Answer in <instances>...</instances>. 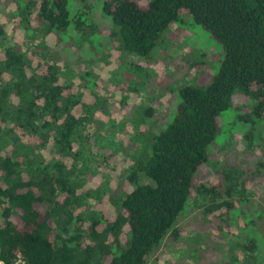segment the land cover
<instances>
[{
    "label": "trees",
    "instance_id": "1",
    "mask_svg": "<svg viewBox=\"0 0 264 264\" xmlns=\"http://www.w3.org/2000/svg\"><path fill=\"white\" fill-rule=\"evenodd\" d=\"M70 5V0H11L24 43L11 39L0 21V262L14 264L20 255L25 264H147L165 238H180L176 224L192 197L203 215L217 219L218 234L227 235L237 217L246 215L241 205L234 207L237 197L247 200L246 189L238 168L210 161L222 115L235 111V99L248 97L251 104L238 117L241 122L252 127L264 122V0L103 3V14L129 54L149 56L182 13L223 52L210 84L179 91L172 121L150 137L151 144L141 130L132 137L140 150L116 188L99 172L110 143L88 132L96 104L82 103L89 90L85 73L79 71L72 83L70 66L76 63L52 56L58 44L77 42L81 51L93 46L88 36L95 28L87 13ZM50 37L56 38L52 46ZM35 39L37 44L24 49ZM90 75L94 81L97 71ZM76 82L84 89L76 91ZM78 106L82 117L74 114ZM208 168L220 177L216 184L202 182ZM89 174L106 176L94 187ZM105 198L107 212L96 208ZM256 213L264 220V207ZM243 220L239 233L258 222ZM231 244L242 254L231 253L224 264H263L255 239Z\"/></svg>",
    "mask_w": 264,
    "mask_h": 264
},
{
    "label": "rangeland",
    "instance_id": "2",
    "mask_svg": "<svg viewBox=\"0 0 264 264\" xmlns=\"http://www.w3.org/2000/svg\"><path fill=\"white\" fill-rule=\"evenodd\" d=\"M107 1L111 0H88L86 5H80L70 0L71 8L74 7V11L84 10L87 23L95 28L92 36H88L93 46L85 44L82 52L77 42L58 44L52 49L55 51L52 56L67 58L65 64L76 63L70 66L72 83L79 80L76 77L79 71L80 74L85 73L83 81L89 90L82 93V103L96 104L89 116L92 122L88 132L93 135L95 130L101 134L103 143H110L108 151H105L107 159L104 165H100L99 172H104L111 188H116L131 165L132 154L140 150L139 144L131 143L132 137L141 130L142 133H149L147 141L151 144L153 138L150 140V137L157 135L172 121L180 103L179 91L186 86L210 84L223 59V52L208 32L194 24L189 15L182 13L181 20L161 35L157 47L149 56L129 54L122 49L111 19L102 12V5ZM135 1L144 6L148 0ZM10 5L11 0H0V21L11 39L24 43L25 33L13 20V6ZM50 38L52 46L56 38ZM37 43L38 39L29 40L24 49ZM56 64L59 67L64 65L60 60ZM93 69L97 71L94 81L93 75H90ZM76 85V91L84 89L77 82ZM236 106L239 108L236 109ZM250 107L248 97L237 98L233 107L235 111L222 115L214 158L210 161L236 167L242 172L247 200L239 202L241 198L237 197L234 207L241 205L247 210L246 215L238 216V220L227 230V235L220 236L217 219L212 221V214L203 215L202 207L192 197L176 224L180 238L176 241L165 238L147 264H224L231 253L242 254L238 247L231 244L232 239L241 242L255 239L260 250L259 261L264 264V220L260 221V213L255 214L264 207V122L252 127L238 118L248 113ZM137 112L141 113L138 117ZM74 114L82 117L80 106L75 108ZM136 118L145 123L135 124ZM95 138L91 139L92 145L97 143ZM97 164H92L91 169L95 170ZM105 174L101 177L89 174V182L98 187ZM219 179L211 168L202 176V182L207 184H216ZM91 206L95 208V202ZM108 207L107 198L102 205L96 206L105 212ZM245 217L254 219V223L258 219L257 225L239 233L238 228L243 226Z\"/></svg>",
    "mask_w": 264,
    "mask_h": 264
},
{
    "label": "built area",
    "instance_id": "3",
    "mask_svg": "<svg viewBox=\"0 0 264 264\" xmlns=\"http://www.w3.org/2000/svg\"><path fill=\"white\" fill-rule=\"evenodd\" d=\"M0 264H3V263L0 262ZM14 264H25V262L23 261L22 257L18 255L17 260L15 261Z\"/></svg>",
    "mask_w": 264,
    "mask_h": 264
}]
</instances>
